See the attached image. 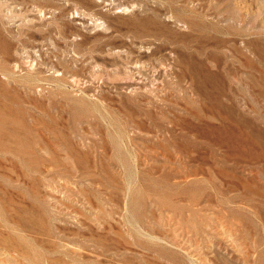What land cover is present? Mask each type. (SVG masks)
I'll use <instances>...</instances> for the list:
<instances>
[{
  "label": "rangeland",
  "instance_id": "rangeland-1",
  "mask_svg": "<svg viewBox=\"0 0 264 264\" xmlns=\"http://www.w3.org/2000/svg\"><path fill=\"white\" fill-rule=\"evenodd\" d=\"M0 264H264V0H0Z\"/></svg>",
  "mask_w": 264,
  "mask_h": 264
}]
</instances>
